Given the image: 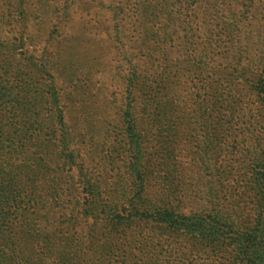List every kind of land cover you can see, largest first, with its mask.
Here are the masks:
<instances>
[{
	"label": "rangeland",
	"instance_id": "rangeland-1",
	"mask_svg": "<svg viewBox=\"0 0 264 264\" xmlns=\"http://www.w3.org/2000/svg\"><path fill=\"white\" fill-rule=\"evenodd\" d=\"M16 1L0 0V15L13 11ZM19 1L27 20V56L38 67L29 70L30 77L36 76L32 93L51 90L60 98L74 158L72 192L64 202L77 201L71 215L34 221L57 246L33 259L47 264H134L142 258L144 264H167L161 254L196 247L199 241L189 235L174 238L137 212L146 211L143 201L162 200L182 202L185 215L199 213L211 167L202 165L196 153L212 130L227 136L218 163L223 166L229 144L237 143L243 153L258 144L261 123L254 110L255 90L264 85V0H252L247 14H237V22L229 12H220L229 17L232 34L208 8L209 0H198L200 5L197 0ZM231 40L238 51L246 50L240 68L246 67L250 79L235 89L226 82ZM157 44H163V53L150 58ZM201 53L207 55L202 61ZM141 57L146 68L155 64L161 73L149 69L148 74L157 77L150 86L163 102V110L143 118L152 156L145 195L132 174L136 154L129 147L130 119L122 102L129 66ZM46 99L42 96L37 107L45 127L50 108ZM227 192L220 195L223 205L231 199Z\"/></svg>",
	"mask_w": 264,
	"mask_h": 264
},
{
	"label": "trees",
	"instance_id": "trees-1",
	"mask_svg": "<svg viewBox=\"0 0 264 264\" xmlns=\"http://www.w3.org/2000/svg\"><path fill=\"white\" fill-rule=\"evenodd\" d=\"M243 1L246 4L241 0H209L208 8L232 34L229 17L219 14L229 12L235 18L233 22H237L240 20L236 18L237 14H247L252 4V0ZM195 3L201 4L198 0ZM22 7L23 3L17 0L13 11L0 15V264H47L41 258L33 259V256L52 250L57 243L51 236L43 234L40 224L34 221L40 218L45 223L48 221L46 216L50 219L66 213L71 215L77 207L76 200L67 202L68 205L64 202L72 192L69 183L74 160L69 152L72 137L59 96L50 94L51 90L49 93H32L36 76L30 77V71L36 72L38 67L33 57L27 56L30 54L25 40L27 20ZM240 8L245 10L242 12ZM230 44L232 61L226 82L235 89L239 85H248L250 79L246 67L240 68L246 50L238 51L233 40ZM163 47V44L153 45L149 57L157 52L163 53ZM18 49L25 52L19 53ZM235 54L240 56L237 58ZM199 55L200 61L207 57L205 53ZM149 69L155 75L161 74L155 64L146 68L142 57L134 60L125 78L127 97L122 100L127 109L125 117L130 119L126 128L129 147L136 154L131 165L132 174L137 177L143 195L152 157L148 153V132L142 126L143 118L151 117L157 109L163 110L161 98L150 86L157 77L148 74ZM234 89L230 88L231 91ZM255 91L257 108L254 111L261 123L258 144L247 147L244 153L237 143H232V147L229 144L226 165H220V148L226 144L227 136L214 129L196 153L202 165L211 167L207 182L210 187L202 194L207 198L198 214L185 215L182 202L173 205L162 200L143 201L140 197L146 211L137 212L139 217L150 219L158 230L168 231L174 238L189 235L191 240L199 241L196 243L199 248L194 246L185 252L170 250L169 254H161L168 259L167 264L176 263L177 256L180 258L177 264L188 259H191L189 264H264V85ZM42 96H47L50 103L47 112L49 125L46 127L37 112ZM256 117L252 115L250 119ZM224 190L231 197L227 205L220 200ZM178 194H182L181 191ZM126 255L128 253L124 258ZM194 256L198 258L192 260ZM142 263L141 258L134 264ZM151 264H160V261Z\"/></svg>",
	"mask_w": 264,
	"mask_h": 264
}]
</instances>
